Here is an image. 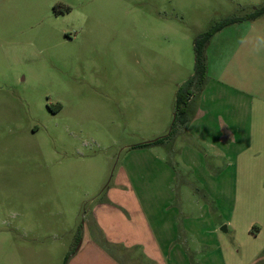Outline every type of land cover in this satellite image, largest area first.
I'll return each instance as SVG.
<instances>
[{
  "label": "rangeland",
  "instance_id": "obj_1",
  "mask_svg": "<svg viewBox=\"0 0 264 264\" xmlns=\"http://www.w3.org/2000/svg\"><path fill=\"white\" fill-rule=\"evenodd\" d=\"M262 5L0 0V264H264V165L216 196L172 151L183 127L140 146L169 134L196 38Z\"/></svg>",
  "mask_w": 264,
  "mask_h": 264
},
{
  "label": "crops",
  "instance_id": "obj_2",
  "mask_svg": "<svg viewBox=\"0 0 264 264\" xmlns=\"http://www.w3.org/2000/svg\"><path fill=\"white\" fill-rule=\"evenodd\" d=\"M260 20L262 17L246 21L249 27L243 36L245 22L232 25L231 30L237 32L235 40L224 36L225 29L220 31L223 43L216 47L218 34L213 37L210 53L214 60L208 62L206 86L191 99L190 123L180 130L188 142L183 141L193 148L188 147L187 153V145L178 144V151L172 150L185 155V167L208 181L204 189L210 195H220L218 181L233 185L241 165H264V30L259 29ZM209 154L214 158L212 166L207 163ZM171 228L174 230V224ZM161 231L159 243L171 249L176 243L173 234L168 229L167 234ZM215 255L216 251L200 264H212ZM188 264L198 263L190 259Z\"/></svg>",
  "mask_w": 264,
  "mask_h": 264
},
{
  "label": "trees",
  "instance_id": "obj_3",
  "mask_svg": "<svg viewBox=\"0 0 264 264\" xmlns=\"http://www.w3.org/2000/svg\"><path fill=\"white\" fill-rule=\"evenodd\" d=\"M264 15V5L254 8L253 12L245 16L229 17L213 25L208 31L199 35L194 44L195 71L194 75L178 87L175 98L174 121L168 135L153 141L141 144V148H150L164 144L169 140L178 127H187L190 123L188 106L192 98L198 96L204 90L208 80L207 50L213 37L224 28L241 24L246 21H254ZM177 128V129H176ZM81 240V239H80Z\"/></svg>",
  "mask_w": 264,
  "mask_h": 264
},
{
  "label": "water",
  "instance_id": "obj_4",
  "mask_svg": "<svg viewBox=\"0 0 264 264\" xmlns=\"http://www.w3.org/2000/svg\"><path fill=\"white\" fill-rule=\"evenodd\" d=\"M224 230H226V229L224 228Z\"/></svg>",
  "mask_w": 264,
  "mask_h": 264
}]
</instances>
